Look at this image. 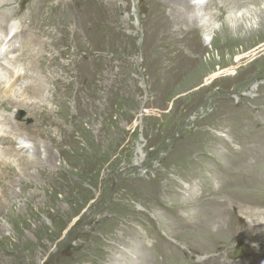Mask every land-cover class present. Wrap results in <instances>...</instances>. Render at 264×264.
<instances>
[{"label": "rangeland", "instance_id": "374dc122", "mask_svg": "<svg viewBox=\"0 0 264 264\" xmlns=\"http://www.w3.org/2000/svg\"><path fill=\"white\" fill-rule=\"evenodd\" d=\"M114 1L9 2L40 38L35 65L48 118L67 129L26 119L0 99V117L65 140L51 147L39 136L54 176L30 168L23 179L7 161L0 264H196L213 250L223 264H264V37L223 52L199 32L194 52H156L171 43L162 38L169 13L161 0H126L123 10ZM245 7L234 13L243 34L258 26L254 10L264 3ZM202 9L204 19L214 12ZM248 11L250 23L241 19Z\"/></svg>", "mask_w": 264, "mask_h": 264}, {"label": "bare ground", "instance_id": "6f19581e", "mask_svg": "<svg viewBox=\"0 0 264 264\" xmlns=\"http://www.w3.org/2000/svg\"><path fill=\"white\" fill-rule=\"evenodd\" d=\"M94 1H96V0H94ZM125 1L126 0H115L114 2H116V4H117V2H119L120 3L119 4L120 9L123 10V9H126V6L123 4V7H124L123 8L121 3H125ZM9 2H10V0H1L0 9H2L4 6H9L10 5ZM161 2H162V5L168 10V13H169V15H168L169 17L164 24V26L167 28V30H166L167 32H166V34L163 33L162 38L167 37V39L169 41H171V43L170 44L168 43L169 45H164V44L162 45L161 44V47H156V52H171V53L172 52L180 53V52H188V51L194 52V50H196V48L193 45L198 44L196 37L198 38L197 35L199 34V32H202V34L209 36V37L212 36V38L210 39V42L208 43L211 51H214L215 49H217V50L220 49L223 52L235 51V46L238 43L247 41L249 39L251 41L256 35L264 37V9L262 7L261 8L259 7L255 10L253 9L255 16L258 17V19H259L258 23H257L258 26L255 28H254V26L253 27L250 26L248 33H244V34L242 33V31L244 29H246V26H244V24H241V23L238 25V23H237L238 20L236 19L237 16L234 14L238 11L236 9L243 8L245 6H246L245 8H247V5L257 6L260 3L263 4L264 3L263 0H208L207 2H205V0H161ZM191 2H194V3H191ZM45 3H46V1H45ZM205 4H207L208 6L211 5L214 8V12L212 14L209 13L207 19L206 18L204 19L202 15L198 16L199 11H201V9L205 6ZM61 5H64V2ZM44 7H45L44 4H42L40 2L37 4L36 8L37 9H43ZM64 11H66V10H64ZM105 11L107 13V8H105ZM87 12L89 13V11H87ZM246 13L248 14V16H245V14L242 13L243 15L241 16V19H243L244 21H247V23H250V11H248ZM199 14H201V13H199ZM233 14L235 17H231V15H233ZM56 16H57V14H56ZM150 16H149V18H150ZM205 16L206 15H204V17ZM251 17H252V15H251ZM21 18L22 17H20V19H19L20 27H19V32L17 35V38L20 39L21 49L16 50L14 48V46L9 47V49L12 51L11 55L13 57L7 58V63H0V99L3 102H5L7 104V106H9L10 111L11 110H13V111L17 110V113L19 112V114H20V111H23L24 113H29V116H27L26 119H28L29 117L31 118V117H37V116L39 118L42 117L43 120H45L43 122L44 125H46V120H47L48 126H52V128H54L55 130H58V131L66 130L67 127H65V125H66L65 123L60 124L59 122L55 121L54 119L48 118V117L51 118V112L52 111L47 110L46 105L44 104L45 100L43 99L44 98L43 97V95H44L43 89H45V88H42L43 80H41L43 78H41V76H40L41 72L37 70V66L35 65L38 63V65L40 66L39 63H40V59L42 58L40 48H35L36 44L40 45V42H39L40 38H35L33 35L28 34L27 25L25 23H21ZM219 20H220V25L218 27H214V23L216 21H219ZM93 21H95V20H93ZM76 22H74V23H76ZM232 22L234 24H232ZM6 24H8V23H6ZM6 24L1 22V19H0V30L2 32H5L7 30ZM245 24H246V22H245ZM154 26H156V24ZM14 28H17V27H14ZM108 31H109V27H108ZM5 36H6L5 34H2L0 39H3ZM15 38H16V36H15ZM263 46L264 45H261L258 48H261V47L263 48ZM197 47H198V45H197ZM29 49H31V52L28 51ZM241 49L243 50V48H241ZM256 50H257V48L253 49L249 52H254ZM1 56L3 58H6V54H2ZM241 59H242L241 57H235L234 62L238 63V62H240ZM25 60L30 61V64L27 65L28 68L27 67L22 68V71L23 72L26 71L28 76L25 74L22 77L21 73L15 71V68H16V65L25 66V63H26ZM170 62H169V65L171 67L173 65H175V64H173L175 62V60L173 63H170ZM58 63H59V61H58ZM10 64L15 65V66L12 67ZM57 64H55V65H57ZM230 73H232V71ZM215 78H217L215 73L213 75L209 76L208 78H206L205 79V85H207L208 80L209 81H210V79L214 80ZM51 79L54 80V78H51ZM56 80H58V77L55 76L54 81H56ZM4 109L6 110V108H4ZM10 118H11V116L3 119V121L0 122V123H3V125L5 127V129H2V132L3 133L6 132L4 137L0 136V144L1 143H7V144H5L6 147H3L4 146L3 144H2L3 146L0 145V175L3 174L5 169H7V166L9 165V163H7V161L12 163V164L14 163V164H16V166L20 167L21 175L24 176V177H22L23 179H25V178L30 179L29 177H26L28 174V169H30V168L35 169L36 172L40 176L45 175V174H49V175L52 174L54 176V174H57L58 172L56 170H51L53 167L51 165L52 155H51V151L49 148L50 146L42 143V141H40L41 139L39 136H41L43 139V137L47 134L48 139L46 138V136H45V138H46V140H48L50 142L51 147H52V145L53 146H61L62 144H64L65 143V140H63L64 138L57 140L55 135H51L50 133H47L46 130H43L42 132H38L37 129L42 130L38 126H37L36 130L30 129V131L27 132V130H25V128L23 127V125L21 123L15 121V120L12 121ZM36 124H40V123H36ZM78 128L82 129L79 126H78ZM80 131H81V135L83 136L84 135L83 131L82 130H80ZM52 133H53V131H52ZM86 134H87V131L85 133V136H86ZM60 135H61V133H60ZM85 139H87V138L85 137ZM27 143H29V146ZM67 143H69V141ZM16 144L19 145V148L14 146ZM22 145L28 146V150H24V151H26V154L29 152V150H32L31 156H28L26 154L24 155L23 151H21V150L26 148V146L24 147ZM42 154L45 156L44 158H41ZM28 184H31V183L29 182ZM28 184H27V186H28ZM24 185H26L25 182H24ZM34 194H36V193H34ZM11 195H12V193H11ZM4 205L6 208V203ZM6 209H9V207H7ZM6 209H2V210H6ZM10 211L11 210H7L6 214H10ZM202 246L205 248V245H202ZM210 246H213V245H210ZM186 249L190 253H196V252L200 251V250H198V247H194V246H188ZM213 251H214L216 257L202 258L203 256L200 255L198 257L200 259H198V262L196 264H223V263H221L220 258L218 256V251H216V250H213ZM119 253H121V252H119ZM181 253L184 254V252H181ZM123 254H125V253L123 252ZM114 259H116V258L114 256H112L111 260H114ZM138 264H142V263L138 262Z\"/></svg>", "mask_w": 264, "mask_h": 264}]
</instances>
